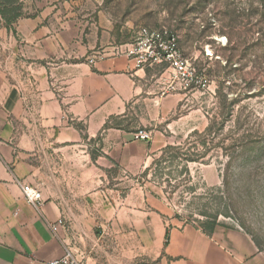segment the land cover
I'll use <instances>...</instances> for the list:
<instances>
[{
	"label": "crops",
	"instance_id": "1",
	"mask_svg": "<svg viewBox=\"0 0 264 264\" xmlns=\"http://www.w3.org/2000/svg\"><path fill=\"white\" fill-rule=\"evenodd\" d=\"M12 32L22 36L30 73L17 82L0 74V264H43L68 252L89 264H264L238 225L220 223L208 235L175 218L157 187L135 184L122 197L107 186L114 166L140 178L174 139L158 126L184 122L171 120L186 97L165 93L166 65L138 68L114 55L125 45L102 40L95 50L97 40L81 44L75 29L39 16L19 18ZM95 54L105 57L91 63ZM137 107L140 128L113 123ZM140 130L153 140L139 139ZM20 183L40 189V208Z\"/></svg>",
	"mask_w": 264,
	"mask_h": 264
},
{
	"label": "rangeland",
	"instance_id": "2",
	"mask_svg": "<svg viewBox=\"0 0 264 264\" xmlns=\"http://www.w3.org/2000/svg\"><path fill=\"white\" fill-rule=\"evenodd\" d=\"M8 1L11 16L69 26L81 44L97 40L95 50L104 47L102 40L108 48L127 45L144 27L176 33L183 56L210 86L180 89L167 73L186 97L171 118L184 116V122L170 131L158 126L174 138L175 150H160L140 178L114 166L107 186L122 197L135 184L157 187L175 218L188 225L207 221L202 211L227 209L230 217L220 216L219 223L238 225L264 250V0ZM20 36L0 16V74L12 82L30 73ZM140 112L137 107L125 122L113 123L140 128Z\"/></svg>",
	"mask_w": 264,
	"mask_h": 264
},
{
	"label": "built area",
	"instance_id": "3",
	"mask_svg": "<svg viewBox=\"0 0 264 264\" xmlns=\"http://www.w3.org/2000/svg\"><path fill=\"white\" fill-rule=\"evenodd\" d=\"M115 56L126 55L133 60L138 68L151 67L155 65H166L171 77L174 78L180 89L184 90H207L209 80L192 65L189 59L185 58L179 49V38L173 31L163 29L141 28L138 30L135 39L122 47L115 49ZM105 55L95 54L90 58L91 63L96 59H102ZM176 86L169 84L165 93L176 91ZM137 137L144 141H152L153 135L149 131L140 130ZM25 201L36 208L43 203V195L40 189L20 183ZM64 225L63 219L52 227L57 232L59 227ZM43 264H89L68 252L64 257L44 262Z\"/></svg>",
	"mask_w": 264,
	"mask_h": 264
},
{
	"label": "trees",
	"instance_id": "4",
	"mask_svg": "<svg viewBox=\"0 0 264 264\" xmlns=\"http://www.w3.org/2000/svg\"><path fill=\"white\" fill-rule=\"evenodd\" d=\"M12 5L13 4L10 3L8 0H0V16H1V18L5 24L6 28L8 30L13 31V24L20 18V15H18V14L14 15V16L10 15V6H12ZM109 126H110V123L108 122L105 125V127L108 128ZM208 131H211V127L209 128ZM175 148L176 147L169 145V146L165 147V150L170 151V150H175ZM221 191H222L221 189L218 190V192L220 194H223ZM223 200H224V197L221 196V201H223ZM202 215L205 216L208 220L202 222L201 225H199L197 227L201 228L208 235H212L214 233L216 227L220 224L219 223V217L220 216L230 217L227 209L225 211H221L220 209H217V211L214 214L209 213L207 211H202ZM176 217L178 219L180 218L179 215H177ZM252 240L254 241L256 246L259 248V250L264 252V250L262 249L260 244L257 241H255L253 238H252Z\"/></svg>",
	"mask_w": 264,
	"mask_h": 264
}]
</instances>
